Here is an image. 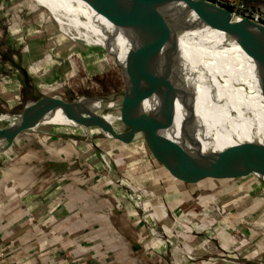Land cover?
Here are the masks:
<instances>
[{
	"label": "crops",
	"instance_id": "0c3cea01",
	"mask_svg": "<svg viewBox=\"0 0 264 264\" xmlns=\"http://www.w3.org/2000/svg\"><path fill=\"white\" fill-rule=\"evenodd\" d=\"M231 1H243L264 14V0ZM25 72L27 73L26 68ZM205 127L206 130L194 135V138L211 136L215 139L212 144L218 142L212 130L208 126ZM22 133L16 135L7 147L0 148V247L7 241H13L16 246L12 255L9 254V257L0 259V264H13V262L15 264H45L42 260L52 264L47 252L51 251L50 253L54 254V245L58 244L62 237H76L75 240H99L96 235L94 236L95 233L99 236L106 234V238H101L102 240H119L121 245H129L142 253L143 248L137 249L134 244L135 231L150 228L149 225L153 224L154 230L159 229V233L161 228L168 229L172 225L169 216H177L181 212L177 211L181 203L191 200L192 196L198 195L199 192L208 194L211 204L218 205L224 212L232 211L227 214L229 216L225 215V219L218 215L217 219L215 217L212 219V224L205 222L195 227L192 225L190 228L206 229L210 226L213 233L217 230L215 234L221 235L222 240L219 241L226 246L232 244V241L228 240L227 233V229L233 226L230 221L233 223L237 221L238 227L242 228L246 225L249 229L250 227L253 229L257 221L264 222V185L252 175L222 179L202 178L194 183H186L171 176L166 168L153 157L143 137L140 142L145 143L148 153L161 164L160 171L162 173L165 171L167 174H162L159 179L155 178V181L153 178L152 181L155 184L148 189L144 186H133L138 192L141 191L142 195L144 193L145 197L144 202L137 204L138 200L134 195L136 193L128 191L116 180V177H120V171L127 167L128 161L132 163V166L136 164L134 159H130L131 156L135 158L136 153L134 154L133 150L130 151L128 146L124 147L122 142L112 138L107 139L103 135L100 137L102 139H99L97 138L99 134L96 133L94 137H91V142H94L95 146H77L70 138L66 142L54 140L44 142L42 138L41 141L36 140L37 145H35V143H21L25 139L20 136ZM137 135L131 137L129 142L133 141L132 144H134ZM195 141L201 153L198 142ZM184 145H187V142ZM222 152L223 150L219 153L207 154L213 156ZM101 153L105 158L101 157ZM64 170H67L66 175ZM92 182L96 184L92 186ZM18 195L26 205L42 199L45 201L41 208L32 206L33 209L29 210L24 204L17 206L13 203ZM173 199L178 201L172 202ZM142 203L148 205L149 213L154 217L152 223L145 219L143 210L138 206ZM155 207L162 209L160 218L159 216L157 218L152 210ZM249 212L254 215L252 217L247 215ZM39 213L41 220L44 218L45 222L49 223L47 228L52 227V231L55 232L52 237L47 238L48 240L38 244L34 226H32L34 218L32 216ZM29 214L31 216L28 217ZM226 218L231 220L227 221ZM7 229L17 231L15 240H6L10 234V232L5 234ZM147 232L151 233L149 229ZM61 234L64 235L61 236ZM252 235L257 236L254 232ZM158 238L163 240L161 236ZM180 238L182 236L178 239L173 237L175 240H184ZM151 240H157V238L153 236ZM36 243L39 246L38 252L36 251L38 247L34 248ZM93 249L97 250V247L93 246ZM157 249L155 251L158 255H163L160 249L166 250L163 246ZM141 257L140 255V260L137 257L134 260L133 257V260L138 264H144L141 261L145 259L142 257V260ZM213 260L201 259L200 262H193V264H225ZM161 264H168V262L163 259Z\"/></svg>",
	"mask_w": 264,
	"mask_h": 264
},
{
	"label": "bare ground",
	"instance_id": "6f19581e",
	"mask_svg": "<svg viewBox=\"0 0 264 264\" xmlns=\"http://www.w3.org/2000/svg\"><path fill=\"white\" fill-rule=\"evenodd\" d=\"M18 1H1L0 6L4 8L9 6L7 9L2 8L4 9V12H2L3 17L7 16L5 20L8 22H17L14 27L18 26L20 28L18 30L21 35L27 37L35 34L37 36L40 35L41 38L46 39L45 48L47 50L51 51L55 48L57 51H63V56H67L74 51H82L88 54L89 59L98 56L101 58L100 62L102 66L104 65L105 68L109 69L114 68L121 72L123 76L122 90L110 92L109 94L118 95L127 92L131 96L136 97L143 93H149L157 94L164 100L167 99L166 94L150 84L136 67V63L139 66L141 65V67L146 63L143 41L129 31L122 30L116 24L110 22L107 19L108 14L97 8V0H22L23 3L21 4ZM105 3L109 10L108 12L114 13L121 23L132 26L140 36L151 37V33L144 26L138 11L130 0H105ZM20 9L30 10L28 12L33 18V22H30V17H17L19 20L11 18L10 14L12 12H19ZM203 32L202 34L201 32L193 34L203 35L202 39L206 40L207 43L203 44V46L206 45L210 50L220 49L219 51L213 50L214 52L210 54L209 51L198 47L207 52L208 55L210 54V62L201 54L200 50L196 47L197 45L195 46L191 39L165 40L159 38L155 47L156 54L159 57L158 70L162 75H171L178 82H182L192 92L198 89L199 102L196 112L202 119L196 116L198 123L195 126L193 135L203 133L206 130L205 126H208V116L203 114V110L205 109L207 115H215L213 117L216 119L214 122L215 127L211 125L214 129L211 126L208 127L216 135L224 148L234 146L243 141L251 142L254 135V125L250 119L256 116L264 117V69L262 68V64L264 63V42L254 37L249 31L240 35L250 53L249 57L246 58L236 46L231 45L222 35L210 31ZM49 42H52V44ZM225 47H228V49L221 51ZM173 49H175L176 54L171 53ZM139 54L140 56L137 58ZM225 55L233 57L240 62L241 69L238 73L235 74L236 69H232L233 73H229L227 69L224 70L222 75L218 74L220 73L219 67L222 65L221 61L224 59L218 56ZM25 68L27 74L35 78L40 92L44 95V101H49L53 104L61 101L62 98L57 95L55 87L47 82L48 79L44 80L41 69L34 67L32 64L26 65ZM98 68L100 69L101 66H98ZM206 70L214 74L215 79L217 76H223L227 73L230 75L229 77L236 78V88L228 96H226L224 87L221 88L214 82L219 96L229 100L227 104L229 110L237 115V119H240L234 123L232 118H230L231 121L228 118L226 110L217 108L218 110H222L221 113L226 126L231 127L230 130L232 132H228L227 134L230 133L229 135L225 134V137L221 136L225 131L217 127L219 124L221 127L223 126V119L220 118L221 115L217 114L219 112L214 109L216 106L210 103L205 105L203 102L202 94L206 91H203L200 85L204 80V72ZM132 75L137 78V82L129 80ZM224 82L228 83L229 79H225ZM0 93L5 96L3 88L0 89ZM102 98L104 97L90 98L88 99L90 101L81 99L83 101H80V103L91 104L94 108L101 109L103 104ZM70 99L80 98L70 97ZM38 102L40 100L31 101L28 103V106H34ZM191 103V95L176 87L174 90L173 107L176 110L175 114L181 116L183 119L174 117L173 124L168 133L181 130L182 123L185 121V115L183 110L180 109L182 107H189ZM157 105L158 102L155 100H148L143 101L141 106L147 111V109L152 110ZM7 120L8 117L4 113H1L0 122L7 124ZM127 120H130L128 107L119 99H114L104 109L90 112L57 111L54 114L44 115L33 112L28 119L26 128L45 131L55 135L69 136L77 146H95V143L91 142V137L94 134H102L105 138L110 139V134L119 130L120 126L126 123ZM16 121L17 117L13 120V123L8 124L14 126L16 125ZM101 157L105 158L102 153ZM116 180L128 191L133 193L138 192L133 186L121 181V177H116ZM138 206L143 210L145 219L149 223H152L154 217L149 213L150 209L148 205L142 203ZM149 226L152 236L159 240L160 234L154 230V224ZM165 244L170 243L165 242ZM189 260H192V258L190 257Z\"/></svg>",
	"mask_w": 264,
	"mask_h": 264
},
{
	"label": "rangeland",
	"instance_id": "374dc122",
	"mask_svg": "<svg viewBox=\"0 0 264 264\" xmlns=\"http://www.w3.org/2000/svg\"><path fill=\"white\" fill-rule=\"evenodd\" d=\"M1 1L7 0H0V2ZM18 3L21 4L23 1L19 0ZM8 7L9 6H6L4 8L0 6V89L3 88L5 91V96L0 93V114L4 113L8 117V123H13L15 117L21 113L27 103L44 97L40 92L39 86L36 84L35 78L29 76L25 72V68L22 67H26L28 64H32L34 67L41 69L44 80L48 79L47 82L55 87L57 95L62 98L61 100L63 101H69L70 97L80 99H90L100 96L107 97L114 95L109 94L110 92L122 90L123 76L121 72L114 68L109 69L105 68L104 65L102 66L100 57L96 56V58L89 59L88 54L82 51H74L67 56H63V51H57L55 48L51 51L47 50L45 48L46 39L44 40L40 35L37 36V34H35L29 37L21 35L18 30L20 28L18 26L14 27L17 22H8L5 20L7 16L3 17L4 15L2 12ZM28 11L20 9L19 12H12L10 15L14 20H19L17 17H30V22H33V18ZM49 43L52 44V42ZM98 66H101V68L99 69ZM76 94L77 96H75ZM139 112L140 114H146L148 113V109L145 111L144 107H140ZM174 117L183 119L177 114H174ZM250 120L254 125L252 141H257L259 146L263 147L260 153L264 155V117L256 116ZM197 123L198 121L195 122V126H197ZM7 124L0 122V133L13 127V125ZM172 124L166 129L164 134H167L166 136L172 140H181L182 134L180 131L168 133ZM123 125L116 131L117 134H122L127 130L128 126L125 124ZM25 130L26 132L20 135L22 139L25 138L24 141L26 142L21 141V143L23 142L24 144H34L36 140L41 141L43 139L44 142H50L52 140L66 142L69 140V136L66 135H55L31 128H26ZM137 136L134 144H132L133 141L129 142V140L125 142L120 141L125 145L124 147L128 146L130 151L133 150L134 154L136 153L135 158L132 156L130 157V159L136 161V164L132 166V163L128 161L127 167L120 171V177L122 178L121 181L129 183L134 187L144 186L145 189H148L154 186L155 183H153V181H155V178L158 177L159 179V176L167 174V172L163 171L162 173L160 171L161 164L148 153L145 143L140 142L143 140V134L138 133ZM100 137H103L102 134H99L97 138L102 139ZM195 140H197L199 149L203 154L211 152L219 153L224 150L223 145L218 139V142L216 141L215 144H212L215 139L211 136H202ZM35 145L37 144L35 143ZM137 148L140 151L137 150ZM14 156H16V154H14ZM106 156H108V154ZM64 171V175H66L67 170ZM92 183V186L96 184L95 182ZM92 186H90V188ZM115 188H117V186H115ZM136 194L134 195L135 199L138 200L137 204L145 201V197L143 196L144 193L142 195L141 191H139L136 192ZM44 201L42 199L26 205L25 202L21 201V197L18 195L13 203L17 206L20 204L23 206L24 204L26 208L32 210L33 207L36 206L41 208ZM173 201L176 202L178 199H173L172 202ZM211 203L208 194L205 195L200 192L198 195L194 194L191 200H185L183 204L181 203L180 208L177 209V211H181L179 213L180 216L179 214L177 216H169L172 225L168 227V229L161 228L160 233L158 232L159 229L156 230L162 239L164 236L163 240H151L153 236H150L151 233L147 232L149 229L147 227L145 229L143 228L142 231L141 229L140 231L136 230L134 234L137 237L135 236L136 240H134V244L137 249L143 248L142 253L139 250L131 248L129 245H121V241L119 240H102L101 238H106L107 235L103 234L99 236L95 233L94 236L96 235L99 240H75L76 237L71 238L69 236H64L58 244L54 245V254L53 252L50 253L51 251L47 252V254L49 259L52 260V264H138L134 260L136 257L140 260V255L145 259L143 260L141 257L143 260L141 262L144 264H161L163 259L167 261L168 264H193V262H200L201 259H214L215 261L225 264H264L263 221V223L257 221L255 227L253 229L250 227L249 229L248 226L246 227V225L244 226L243 224L242 228H240L238 227L237 221L233 223L230 221V218H226L227 221H230L233 225L231 228L227 229L229 236L228 240L232 241V244L227 246L219 241L222 240L220 237L221 235L215 234L217 230L213 233L210 226L206 227V229L190 228L192 225L195 227L205 222L212 224V219H214V217L217 219L218 215L225 219V215L229 216L227 214L232 211L229 210L228 213H226L221 207ZM175 204L173 206H175ZM152 210H154L157 218L158 216L160 218L162 209H157V207H155V209ZM40 213L32 216L34 217L32 219V226H34L37 243L48 240L47 238L52 237L55 232L52 231V227L47 228L49 223L45 222L44 218L41 220L42 217ZM247 215L252 217L254 214L249 212ZM29 216H31V214H29L28 217ZM51 224L49 226H51ZM8 232H10V234L6 237V240H15L17 231L7 229L5 234ZM145 232L148 233V235ZM253 232L256 233L257 236L252 235ZM63 235L64 234H61V236ZM179 236H182L184 240L173 239V237L178 239ZM57 237L59 238L60 234ZM255 240L258 241L256 242ZM165 242H169L170 244L166 245ZM37 243L34 248L38 247V250H36L38 252L39 246H37ZM93 246H96L97 250L93 249ZM162 246L163 248L165 247L166 250H161L160 247ZM0 248V259H4L9 257V254L12 255L14 253L16 246L13 244V241H7ZM152 248L155 249L153 250ZM156 249L161 251L163 255H158L157 251H155ZM155 257H157V259H155ZM190 257L192 260H189ZM42 261L47 264V260ZM13 264L15 263L13 262Z\"/></svg>",
	"mask_w": 264,
	"mask_h": 264
},
{
	"label": "water",
	"instance_id": "95a60500",
	"mask_svg": "<svg viewBox=\"0 0 264 264\" xmlns=\"http://www.w3.org/2000/svg\"><path fill=\"white\" fill-rule=\"evenodd\" d=\"M96 2L98 4L97 8L108 14L107 19L110 22L116 24L122 30L129 31L143 41L146 63L142 67L136 63V67L150 84L162 90L167 96V99L164 100L157 94L143 93L134 97L126 92L102 98L101 109H104L114 99H119L128 107L130 116V120L124 123L128 126L127 130L122 134H117L116 131L112 132L110 138L125 142L135 134L142 133L153 157L166 168L171 176L186 183H194L202 178L222 179L252 175L264 185V155L260 153L263 147L259 146L257 141H243L234 146L226 147L221 154L213 156L202 155L199 152L193 135L196 116H199L196 112L199 102L198 89L192 92L182 82H178L174 77H171V75H162L158 70L159 57L155 49L159 38L165 40L188 38L194 42L195 46L197 45V48L202 47L211 54L214 52L213 50L219 51L220 49L210 50L206 45L203 46V44L207 43L206 40L202 39L203 35L201 34L203 31H210L222 35L248 58L250 55L248 47L242 41L240 35L249 31L254 37L264 42V25L254 23L248 19L233 17L224 6L218 7L205 0H130L138 11L144 26L151 33V37L146 38L140 36L132 26L121 23L114 13H109L105 0H97ZM197 32H201V34H193ZM224 49H228V47L221 49V51ZM199 50L210 62V54L208 55L204 50ZM172 51L171 53L176 54L175 49ZM139 56L140 54L137 58ZM218 57L224 58L221 61L222 65L219 64L220 73L216 71L218 74L222 75L224 70L227 69L229 73H233V70L236 69V74L241 69L240 62L235 58L227 55ZM262 68L264 69V63ZM213 75L207 70L204 72V80L201 82L200 87L206 92H203L202 98L205 105L210 103L216 106L214 109L219 112L217 114L221 115L220 118L223 119V126L221 127L219 124L217 127L225 131L221 135L225 137V134L231 131V127L226 126L221 113L222 110L217 108L226 110L228 118H232L234 123L240 119H237V115L229 110L227 106L229 100L219 96L214 82L219 87H224L226 96H228L236 88V78L229 77L228 73L223 76L219 75L216 79ZM225 79H229V82L225 83ZM129 80L137 82V78L134 75ZM176 87L186 91L192 98V103L189 107L180 109L184 112L185 121L182 123L180 130L182 139L178 141L169 139L164 134L174 121L176 110L173 107V100ZM44 99V97L38 99L40 102L34 104V106L24 107L17 116L16 125L0 133V148L7 147L16 135L26 131L28 119L33 112L44 115L54 114L57 111L90 112L101 110L94 108L91 104L80 103V101H83L81 99H70L69 102L61 100L55 104L44 101ZM84 100L90 101L88 99ZM148 100H155L158 105L152 110H148V113L140 114L139 109L142 107L143 101ZM203 111V114L208 116V122L210 123H208V126H213L216 120L213 118L215 115L212 114L210 116L205 113V109ZM200 119L202 118L200 117ZM212 126L211 128L214 129L215 125L214 127ZM185 142H187V145H184Z\"/></svg>",
	"mask_w": 264,
	"mask_h": 264
},
{
	"label": "built area",
	"instance_id": "2783aa9c",
	"mask_svg": "<svg viewBox=\"0 0 264 264\" xmlns=\"http://www.w3.org/2000/svg\"><path fill=\"white\" fill-rule=\"evenodd\" d=\"M211 4L221 7L224 6L233 17L248 19L254 23L264 25V14L261 11L254 9L243 1L231 0H205Z\"/></svg>",
	"mask_w": 264,
	"mask_h": 264
}]
</instances>
